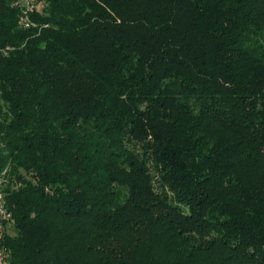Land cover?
<instances>
[{"label": "trees", "instance_id": "16d2710c", "mask_svg": "<svg viewBox=\"0 0 264 264\" xmlns=\"http://www.w3.org/2000/svg\"><path fill=\"white\" fill-rule=\"evenodd\" d=\"M0 0L12 264H264V0Z\"/></svg>", "mask_w": 264, "mask_h": 264}, {"label": "built area", "instance_id": "2783aa9c", "mask_svg": "<svg viewBox=\"0 0 264 264\" xmlns=\"http://www.w3.org/2000/svg\"><path fill=\"white\" fill-rule=\"evenodd\" d=\"M14 6L17 7L21 13L20 24L28 29L35 26L31 16L35 13H40L44 9V5L39 0H16ZM12 51L10 48L0 49V55L8 56ZM12 219V213L8 210L5 203V194L1 188L0 183V264H12L7 249L4 246V237L6 231V224Z\"/></svg>", "mask_w": 264, "mask_h": 264}, {"label": "rangeland", "instance_id": "374dc122", "mask_svg": "<svg viewBox=\"0 0 264 264\" xmlns=\"http://www.w3.org/2000/svg\"><path fill=\"white\" fill-rule=\"evenodd\" d=\"M1 185H2V182L0 181Z\"/></svg>", "mask_w": 264, "mask_h": 264}]
</instances>
